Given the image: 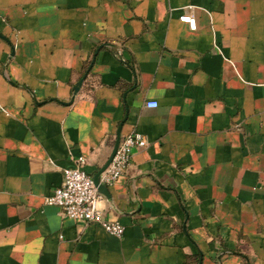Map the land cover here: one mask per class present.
<instances>
[{
	"label": "crops",
	"instance_id": "1",
	"mask_svg": "<svg viewBox=\"0 0 264 264\" xmlns=\"http://www.w3.org/2000/svg\"><path fill=\"white\" fill-rule=\"evenodd\" d=\"M129 133L120 238L44 204ZM0 264H264V0H0Z\"/></svg>",
	"mask_w": 264,
	"mask_h": 264
},
{
	"label": "built area",
	"instance_id": "2",
	"mask_svg": "<svg viewBox=\"0 0 264 264\" xmlns=\"http://www.w3.org/2000/svg\"><path fill=\"white\" fill-rule=\"evenodd\" d=\"M188 24L189 29H195V19L192 15H182L179 18ZM156 101H147L146 107H157ZM146 139L138 133L124 135L105 170L100 174V182L113 184L123 173L129 163L134 147L146 146ZM85 157L75 159V166L64 169L62 182L52 193L44 198L45 205H52L60 210L61 215L76 221L96 223L107 233L120 238L123 225L117 221L107 220L98 206L101 193L93 183V176L84 168Z\"/></svg>",
	"mask_w": 264,
	"mask_h": 264
},
{
	"label": "water",
	"instance_id": "3",
	"mask_svg": "<svg viewBox=\"0 0 264 264\" xmlns=\"http://www.w3.org/2000/svg\"><path fill=\"white\" fill-rule=\"evenodd\" d=\"M81 84V81H79L75 86H74V92L76 93L79 89V86ZM119 138V137H118ZM119 143V139L116 140L115 145L112 149V152L110 154V156L108 157L106 163L100 168L98 169V171L93 175V183L94 185L97 187L98 192H100L101 194L108 196V190H107V186L103 183L100 182V174L105 170V168L108 166V164L110 163L116 149Z\"/></svg>",
	"mask_w": 264,
	"mask_h": 264
}]
</instances>
